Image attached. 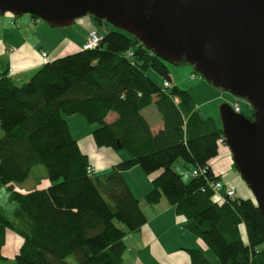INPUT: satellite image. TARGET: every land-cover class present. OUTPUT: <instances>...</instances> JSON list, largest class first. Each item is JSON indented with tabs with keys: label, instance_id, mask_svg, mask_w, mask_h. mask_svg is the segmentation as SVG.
Segmentation results:
<instances>
[{
	"label": "trees",
	"instance_id": "16d2710c",
	"mask_svg": "<svg viewBox=\"0 0 264 264\" xmlns=\"http://www.w3.org/2000/svg\"><path fill=\"white\" fill-rule=\"evenodd\" d=\"M100 34L95 49L54 60L21 86L0 73V185L9 188L15 207L11 216L0 208V259L12 231L23 239L17 264H124L126 236L148 223L124 177L139 166L148 176L160 173L144 201L156 205L165 198L221 264H264V216L255 199L237 194L218 203L210 188L216 181L227 186L211 165L229 149L218 122L200 113L190 91L172 84L168 63L132 35L108 28ZM150 70L163 78L162 86ZM165 80L173 86L165 87ZM153 104L164 123L159 130L142 114ZM111 113L117 119L107 123ZM73 115L98 125L92 133L98 147L124 150L130 159L89 173V158L64 117ZM180 160L191 173L188 181L173 169ZM39 166L52 185L16 190ZM205 167V175H192ZM187 251L189 264H213L202 251Z\"/></svg>",
	"mask_w": 264,
	"mask_h": 264
},
{
	"label": "water",
	"instance_id": "95a60500",
	"mask_svg": "<svg viewBox=\"0 0 264 264\" xmlns=\"http://www.w3.org/2000/svg\"><path fill=\"white\" fill-rule=\"evenodd\" d=\"M66 28L93 16L171 65L190 64L217 89L246 100L252 117L222 107L236 170L264 216V0H0V15Z\"/></svg>",
	"mask_w": 264,
	"mask_h": 264
},
{
	"label": "crops",
	"instance_id": "0c3cea01",
	"mask_svg": "<svg viewBox=\"0 0 264 264\" xmlns=\"http://www.w3.org/2000/svg\"><path fill=\"white\" fill-rule=\"evenodd\" d=\"M94 29L96 27L93 20L87 16L77 20L70 27L52 28L46 22L36 20L29 15L15 16L9 13L0 15V73L8 74L17 85L21 86L28 82L46 64L83 50L89 31ZM44 53L47 54L46 57L43 56ZM10 70H13L11 75ZM150 78L156 82L154 76L150 75ZM170 78L174 86H180L178 83L173 82L171 76ZM197 109L200 111L199 107ZM142 114L152 130H159L163 126L162 117L155 104L144 109ZM77 116L80 115L64 117L68 122L73 138L78 142L81 151L88 156L95 173H105L114 165L130 159L126 151V153H123L98 147L91 132L86 137H81L78 134V128H75V133L72 130L71 121L74 125L80 123V126L87 122L84 117ZM116 119L117 115L111 113L106 122L112 123ZM2 136L3 132L1 130L0 137ZM220 156L226 159V165L219 160ZM220 156L212 161L211 165L218 175H223L227 170L234 168L233 156L227 148L221 149ZM139 169L140 167L136 166L124 172V177L134 195L141 201L142 209L145 207L149 210L148 223L140 231L126 236V250L123 255L124 264H189L190 256L187 250H200L210 259L211 251L206 243L185 229L186 219L178 215L175 207L168 201L163 199L156 205H145L143 203L145 202V195L152 189L153 179L160 173L144 177V187H142L143 190H140L139 194L135 191L136 187L130 182L133 174L141 175ZM228 185H233L232 187L236 188L239 198H254L248 193V186L246 187V183L242 178L236 177ZM46 188L48 187L36 189ZM137 188L140 187L137 186ZM242 192L246 194V197L240 195ZM9 198V188L0 185V208L6 211V206H8L12 212L15 207L10 203ZM241 233L243 240L247 243L248 237L244 225L241 226ZM22 244L23 239L20 236L12 231H7L5 244L1 249L0 264H13L11 262L14 259L16 260ZM212 263L219 264L216 261Z\"/></svg>",
	"mask_w": 264,
	"mask_h": 264
},
{
	"label": "rangeland",
	"instance_id": "374dc122",
	"mask_svg": "<svg viewBox=\"0 0 264 264\" xmlns=\"http://www.w3.org/2000/svg\"><path fill=\"white\" fill-rule=\"evenodd\" d=\"M87 17L93 20L95 27L98 29L100 33L106 34V28L110 30L115 29L113 26H111L108 23H105L104 26L99 25L97 22H95V19L93 16L89 15ZM168 69L170 71V76L172 77L173 82L178 83L180 85L179 88L183 90H189L192 93L193 98L197 102V105L200 108L201 113L205 116V118H214L218 122L221 128H222V114H221L222 107L224 105H229L232 107V105L236 102L237 99L240 102L242 114L246 117L253 116L254 110L246 100L237 98L226 91L215 88L207 80H205L200 74L195 72L194 67L191 66L190 64H179V65L168 64ZM193 74H196L195 79H192ZM148 75L154 76L156 83L158 85L160 86L163 85V78L159 76L154 70H150L148 72ZM77 117H81V116H77ZM70 123L72 125V130L75 133H76L75 128H78L79 130L78 134H80L81 137H86L90 132L92 134V132L98 128L97 124H91L88 122H85L83 126H80V123L78 124L76 123L77 125H74L72 121ZM121 152L126 153L124 150H121ZM219 160H221L223 164L226 165L225 158L220 156ZM173 169L177 173L183 176L184 181H188L191 179V173L189 171V168L183 162V160H180L179 162H177L174 165ZM139 171L141 175L133 174V177L132 179H130V182H132L133 186L136 187L135 191L140 194V190H143L142 187H144V177H147V175L141 168L139 169ZM46 175H47V172H46L45 167L39 166L32 171L28 180H26L22 184H16L15 189L21 192H29L32 189L49 187L52 185V182L46 178ZM236 177L241 178L239 172L236 169L231 168L222 175V181L224 183H227L226 185H228V183L233 181L234 178ZM38 184H41V185H38ZM137 186L140 188H137ZM246 187H247V184H246ZM249 189L250 188L247 187L248 193L253 197V194ZM240 195H242V197L243 196L246 197V194L243 192L240 193ZM164 200L167 201L165 198ZM143 203L145 205H149V204H146V202H143ZM143 209H144L145 214L148 216L149 210H147V208L145 209V207H143ZM6 212H7V215L11 216L10 215L11 211L9 210L8 206H6ZM117 225L120 228L125 229V227L121 223H117ZM210 253H211L210 254L211 262L216 261L219 264H221L218 258L215 256V254L212 251ZM15 262L16 260L14 259L11 263L14 264Z\"/></svg>",
	"mask_w": 264,
	"mask_h": 264
},
{
	"label": "built area",
	"instance_id": "2783aa9c",
	"mask_svg": "<svg viewBox=\"0 0 264 264\" xmlns=\"http://www.w3.org/2000/svg\"><path fill=\"white\" fill-rule=\"evenodd\" d=\"M102 40H103V36L96 29L91 30L88 33L87 42L84 45V49L85 50L95 49L96 47L99 46V44L101 43ZM43 56L46 57L47 54L44 53ZM12 71L13 70H10V75L12 74ZM195 78H196V76L193 75V79H195ZM164 86L167 88H171L172 84L169 80H165ZM176 101H178V100H176ZM233 109L236 113L241 112V105H240V102L238 99L233 104ZM94 171H95V169L92 166H89L88 172L92 173ZM208 171H209L208 167L197 168V169H194L192 171V175L193 176H203L206 173H208ZM210 188L214 192L215 201L218 203H225V202H227V200H229V199L234 200L237 197V192L233 187L224 186V184L220 181L210 183Z\"/></svg>",
	"mask_w": 264,
	"mask_h": 264
}]
</instances>
